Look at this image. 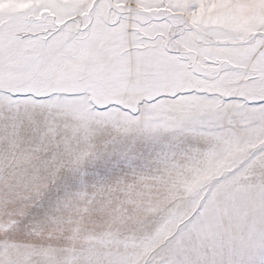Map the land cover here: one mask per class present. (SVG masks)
<instances>
[{
    "label": "rangeland",
    "instance_id": "obj_1",
    "mask_svg": "<svg viewBox=\"0 0 264 264\" xmlns=\"http://www.w3.org/2000/svg\"><path fill=\"white\" fill-rule=\"evenodd\" d=\"M137 1L0 0V264H264V0Z\"/></svg>",
    "mask_w": 264,
    "mask_h": 264
},
{
    "label": "snow or ice",
    "instance_id": "obj_2",
    "mask_svg": "<svg viewBox=\"0 0 264 264\" xmlns=\"http://www.w3.org/2000/svg\"><path fill=\"white\" fill-rule=\"evenodd\" d=\"M181 210L177 209V211ZM228 213L227 208L218 209V216L215 221L208 215L197 217V230L200 233L207 234L211 239L210 241L201 240L199 236L194 239L193 231L189 230L185 237L188 250L185 252L184 258L177 260L175 264H225L223 261L202 258L201 253L204 248L215 249L217 245L224 243L225 238L231 231V225H226L223 219L224 215ZM261 244L264 245V237L261 238ZM228 264H232V262L229 261ZM248 264H252V262H248Z\"/></svg>",
    "mask_w": 264,
    "mask_h": 264
},
{
    "label": "crops",
    "instance_id": "obj_3",
    "mask_svg": "<svg viewBox=\"0 0 264 264\" xmlns=\"http://www.w3.org/2000/svg\"><path fill=\"white\" fill-rule=\"evenodd\" d=\"M141 2L140 1H137V0H107L106 3L115 4V5H131V6H133V7H131V9H127V10H123V11H116V8H113V10H112L109 7L112 10V12H113L112 15L115 16L116 19H119L120 20V19L123 18V19L128 20V23H130V26L128 27V29H130L132 25L133 26H136V3H141ZM134 48H136V47H134ZM6 105H7L6 99H4L3 97H0V117L1 118H4L6 115L7 116H10V117H14L12 115H9V113H8V109L9 108ZM28 114H29V112H28ZM69 114L72 115L71 113H69ZM70 115H68V116H70ZM1 118H0V120H1ZM4 119H7V118H4ZM20 119L22 120L23 118L22 117H18V121ZM39 127L40 128H43L42 131H44V134L48 131L47 132V135L45 137H49V136L51 137V136H53V134L55 132L53 129L49 128V126H44V127L43 126H39ZM31 134H32V131L28 132V135H29V136L27 135V137H29L28 139H32ZM69 135H70V133H69ZM66 136L67 137L65 139H68V134H66ZM20 142L22 143V140ZM33 147H35V146H33L32 144H27V145H24V146L22 145V146H20V148H17V149H20L21 152H23V153L25 151L27 153V152H31L32 151L31 148H33ZM12 148L15 149V147H12ZM36 148H37V151H38V155H37L38 157L41 156L43 153H44L43 156L45 158L50 156L49 151L48 152L43 151V148H42V145L41 144L40 145L37 144L36 145ZM19 153H20V151H19ZM32 153L33 152H31L29 154H32ZM56 155H57V152H53L52 153V156L53 157H56ZM30 163H32V162H30ZM38 163L42 164L41 162H36L35 163V161H34V165H36V170H33V171L36 172V173H38V172L39 173H42V172H55L57 170L56 167L50 166L51 164H55L56 161H53V162H51V160L48 161L49 168H46L45 170H43V167L38 166Z\"/></svg>",
    "mask_w": 264,
    "mask_h": 264
}]
</instances>
